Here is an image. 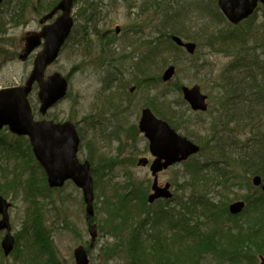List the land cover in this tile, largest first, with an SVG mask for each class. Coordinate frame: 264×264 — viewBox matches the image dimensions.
Masks as SVG:
<instances>
[{
	"label": "rangeland",
	"instance_id": "rangeland-1",
	"mask_svg": "<svg viewBox=\"0 0 264 264\" xmlns=\"http://www.w3.org/2000/svg\"><path fill=\"white\" fill-rule=\"evenodd\" d=\"M92 1L91 5L89 2ZM167 6L169 12L166 15L161 9ZM29 9L19 24H12L15 20L10 15L2 18L6 26L0 33V88L24 84L32 70L33 59L41 49L38 48L30 58H20L26 36L41 29L40 20L44 16V13L34 10L33 2ZM72 13L75 21L72 36L58 60L46 71V75L59 72L68 78V95L44 118L58 122L71 120L78 126L82 136L78 157L89 159L98 167L95 215L87 219L83 193L72 181H67L61 188L46 189L44 170L39 167L32 149L29 151L28 139L17 138L7 128L1 129L0 191L3 193L0 195L13 203L10 221L17 242L12 253L5 256L1 249L3 233H0V264H76L74 251L79 245L87 250L90 264L130 262L126 251H121L128 250L129 246L127 243L121 245V237L113 236L111 232L121 218L114 213L109 216V211L116 207L119 199L116 195L128 191L132 182L140 185L146 199L151 192L153 178L149 167L137 165L139 157L149 155L148 141L137 128L145 107H150L158 117L169 118L181 135L201 146V152L195 157L199 163L217 161L221 166L230 163L231 159L224 162V157L218 154L224 146L228 152L234 148L233 155H238V149L242 153L250 150L245 154L251 155L257 151V148L256 151L251 150L253 147L264 145V111L257 105L259 98L250 101L258 90L241 89L242 99L238 95L235 97L239 100L229 98L235 87L227 88L226 81L229 73H236L230 69L236 57L228 48L229 42L224 40L225 35L238 30L241 24L242 28L251 26L249 30L253 32L252 36L257 34L259 40L256 45L262 51V5L238 25L226 19L217 0H75ZM164 19H167L166 25L163 24ZM117 27L119 32H116ZM173 29H178L177 34L172 35ZM174 36H180L186 42H196L195 54L190 55L184 49V53L182 49L176 50ZM156 47L159 53L149 54L150 48ZM170 65L175 66V73L172 80L164 81V71ZM234 78L237 79L236 76ZM193 85H199L208 95L209 110L206 113L193 112L183 99L181 87ZM30 100L36 119H41L37 89L31 93ZM229 119L236 121L228 124ZM228 169L236 171L235 175L243 170L235 166ZM188 170L186 163L171 166L160 173V181L170 182L173 192L181 196L180 189L188 186ZM207 174L211 181L215 175L211 171H200L201 183ZM244 176L231 181L229 189L222 185L212 186L214 183L211 185L208 181L202 193L212 197L215 203L221 199L220 205L224 203L228 207L231 202L244 200L251 193L243 186V181L249 179L246 181L253 184L255 175ZM10 183H13L12 188H2V185ZM194 186L196 192L202 189L198 184ZM223 194L230 197H223ZM103 198L108 204L105 209L101 203ZM143 200L133 201L134 204H128L123 211L133 220V225L143 221L140 240L145 247H152L156 244L154 228L137 209H142L145 204L149 207L145 211H151L157 204L163 205L164 201L149 205ZM135 203L137 207H134ZM170 205H175V202L171 201ZM200 211L197 208L192 212L193 222L199 220L198 229L211 231L209 234L216 230L214 237L218 242L222 241V247L224 230L228 225H246L248 228L252 220L247 216L226 217L214 224L212 218H204ZM92 223L96 224L98 232L93 244L90 234ZM164 225L158 236L162 242L169 243L167 247L175 253L181 244L180 233L185 230L173 231L166 221ZM37 226L40 230L36 233ZM232 232L236 234V229ZM113 246L119 251L113 255L105 253ZM251 247L243 251L250 255V259L244 256L240 264H259L260 254L255 246ZM226 260L218 261L211 255H205L203 262L229 264ZM148 263L154 264L153 261Z\"/></svg>",
	"mask_w": 264,
	"mask_h": 264
},
{
	"label": "trees",
	"instance_id": "trees-1",
	"mask_svg": "<svg viewBox=\"0 0 264 264\" xmlns=\"http://www.w3.org/2000/svg\"><path fill=\"white\" fill-rule=\"evenodd\" d=\"M59 1L60 0H50V2L45 3V0H7L0 5L2 6V8L0 7V21L4 20L2 18H4L5 15H10V17L15 20L12 22V24H19L22 22V16H24L27 11L30 10L29 6L32 5V2L34 3L35 11L38 13H47L51 11ZM89 3L92 5L93 1ZM159 8L161 7L159 6ZM161 10L166 12L165 14L167 15L169 12V7L167 6L166 9L164 7V10ZM167 19L163 20L164 25H166ZM5 26L6 23H4V21L0 22V33H2ZM249 28H251V26L242 28L241 24L238 30L234 29V31L230 32L228 35H225L224 40L225 42H229L228 48H231V54H234V57H236L230 65L231 71L236 73L235 75L229 73L227 76L226 86L227 88H233L234 86L235 89H233V92H235L236 90L239 91L241 89H245L244 87L238 86V83L245 82L247 84V88L258 90L255 92L257 96L255 95V97L250 101L253 102L254 99L259 98L258 101L262 102L264 100V46L262 47V51H260V47L256 45L259 40L258 36L257 34L252 36L253 32H251ZM177 30L178 29H173L172 35L177 34ZM176 47V50L182 49L179 46ZM153 53H159V49H157V47L154 49L150 48L149 54ZM234 76H236L237 79H235ZM246 93L248 94V92ZM161 117L167 120L169 119L165 116ZM232 118H235V115ZM229 121L232 123L236 120L229 119ZM229 121L228 124L230 123ZM237 123H239V121H237ZM261 140L263 141V138ZM224 142H226L225 137ZM28 147L29 151L31 152L29 141ZM15 149H18V147H15ZM253 149H255L254 151L256 152L251 155L245 154L249 153L250 150L242 153L239 149L238 155H233V153H235L234 148H231L229 152L226 150L225 146L224 149L220 148L218 150V154L224 157V162L226 159L228 161L231 159L230 163L228 162L229 164L227 163L222 166L217 161L199 163L195 160V157L191 158V160L186 163V165L189 166V174L187 175L189 176V179L186 181L188 186L180 189L182 190L181 196H179L180 194H177L176 192L171 200L164 201L165 205L163 204L159 206L160 203L157 204V206H155L156 210L151 209V211H149L146 209L147 211H145V208H149L145 204L143 205L142 209L138 208L139 210L137 209V212L143 215V218H147L146 220H148L150 226L154 228V238L156 239V244L152 247L150 245L145 247V243L140 240L142 232L141 226L143 221L137 222L135 225H133V220L131 221V218L126 216L125 212L123 211V208H125L124 205L127 206L133 201L136 202V200L144 199L143 201L146 203L147 199L142 194L140 185L132 182L128 191H126L123 195H116L119 199L115 203V209L110 210L111 213L109 211V216L114 213V215H118L121 220L114 224V229H110L111 232L114 233L113 236L119 235L121 237V245L125 246V243H127V246H129V251L126 249H121V251H126V256L130 261L127 264H150L148 263L150 261H153L154 264H204L203 259L205 255H211L214 260L218 261H223L227 258L226 261L229 264H240L244 256L247 258V260L250 259V255L243 253V251L244 248L248 249V247L251 246H255L257 252L260 255H264V192L261 190V188L255 187L250 181H246L249 179H243V186L249 188L251 193L244 198L246 201V206L244 210L238 215L230 214L228 207H226L224 203L223 205H220L219 202H221V199L215 203L212 197H207L205 193H202L204 190H206L208 181L211 183V185L214 183L212 186L218 187L222 185L223 188L226 186V188L229 189L230 186H232L230 184L231 181L238 180V178L242 179L245 177V174L264 176V145H262V147H257L256 145V147H253L251 150ZM232 156H236V158L234 159ZM90 162L93 164L91 160ZM92 164L91 172L94 177L95 188L99 189V181L96 176V170L98 167ZM231 166H235L236 168H241L243 170L240 173L237 172L235 175L236 171L233 169L230 171L228 169V167ZM200 171H205V173L209 171L214 172L215 175L212 178V181L209 179V177H207V174L205 175L206 178L203 177L205 181L201 183L199 179L200 176H198ZM245 171L246 173L242 175ZM43 176V178L46 177L44 171ZM43 181L46 182V178ZM192 183L198 184L202 189L197 190L196 192V190H194L195 186ZM10 184L2 185V188L9 186L12 188L13 183ZM46 189L51 191L47 185V182ZM0 192L3 193V191ZM5 195H7V191ZM223 197L230 196L223 194ZM171 201H174L175 205H170ZM226 202H228V200ZM101 203L103 209L108 206L104 198ZM132 204H134V202ZM135 204L136 205H134V207H137L138 204ZM95 206L97 207V203H95ZM197 208L201 210L200 212L204 213V218H212L214 220V224L221 222L222 219L226 217L232 218L238 216H247L252 220L249 224L247 223L248 228L246 225L244 227L238 224H235L231 227L228 225L226 230H224L225 241L224 247H222V241L218 242V239L214 237L216 235L215 232H217L216 230L209 234L211 231H208V233L202 228L198 229L199 227L197 225L199 220L193 222L191 214L194 210H197ZM165 221L173 231H177L182 228L185 230L184 233H180L181 244L175 253L173 252V249H169V247H167L170 246V244L162 242L161 236H158V232H161L163 228H165ZM37 228L38 229L35 230L36 233L38 230H40V227L37 226ZM233 229H236V234L232 232ZM225 242L228 243L229 247L225 244ZM118 251L119 248L113 246V248L108 249V251L106 250L105 253L109 252L110 255H113V253ZM51 257L53 259V253H51ZM252 263L256 264V262ZM50 264H53V262H50Z\"/></svg>",
	"mask_w": 264,
	"mask_h": 264
},
{
	"label": "water",
	"instance_id": "water-1",
	"mask_svg": "<svg viewBox=\"0 0 264 264\" xmlns=\"http://www.w3.org/2000/svg\"><path fill=\"white\" fill-rule=\"evenodd\" d=\"M4 0H0V3ZM74 0H61L59 4L46 15L42 22L51 18L59 10L62 12L57 19L43 26L40 32H34L26 38L24 52L20 55L22 59L28 55L43 40V49L34 61L33 70L23 86H11L0 89V129L8 125L13 133L18 135H28L33 147V151L39 162L46 169L48 182L51 187H60L68 179L80 187L87 204V213L94 215V182L90 174V164L88 161L80 162L77 152L80 145V137L75 125L71 121L58 122L53 120L34 119L29 94L33 85H39V99L41 101L40 111L46 114L48 109L66 96L68 80L62 74L56 72L45 78L47 67L57 58L68 38L74 20L71 16ZM264 4V0H218L219 6L226 17L234 24L250 16L259 2ZM119 27H117V32ZM174 41L186 47L189 53H194L196 44L184 42L175 36ZM175 73V67L167 68L163 74V80L168 81ZM184 97L194 110H206L207 96L203 94L199 86L183 87ZM140 129L150 142V150L156 159L151 164V171L154 175L153 190L149 195V201L163 197L170 198L172 192L169 190L170 184L164 186L158 184V173L176 162L187 159L190 155L199 151V146L179 135L170 124L157 118L150 109L142 111ZM148 158H141L139 165H146ZM255 185L262 183L260 176H255ZM264 190V182L262 185ZM245 206L244 201L233 202L229 206L232 214L240 213ZM10 203L0 196V213L3 215L0 220V230L6 229L7 234L2 241V248L8 255L14 248L15 239L11 234L8 208ZM93 241L96 237V230L91 231ZM76 264H89L87 252L83 246H78L74 251ZM264 264V257L261 258Z\"/></svg>",
	"mask_w": 264,
	"mask_h": 264
},
{
	"label": "bare ground",
	"instance_id": "bare-ground-1",
	"mask_svg": "<svg viewBox=\"0 0 264 264\" xmlns=\"http://www.w3.org/2000/svg\"><path fill=\"white\" fill-rule=\"evenodd\" d=\"M238 86L239 87H244V88H247L246 86H247V84L245 83V82H242V83H238ZM248 89V88H247ZM68 90H69V84H68V89H67V93H66V95H68ZM242 90H244V89H242ZM248 91V90H247ZM231 94V99H233L234 101L235 100H239L238 98H240V96L242 95V91H235V92H231L230 93ZM238 95V98L237 97H235V96H237ZM224 99V98H223ZM240 99H242V98H240ZM223 103V102H222ZM257 105H258V107H259V109H261V110H263L264 111V103H262L261 101H257ZM225 107V106H224ZM228 108L229 107H227L226 109L228 110ZM228 111H230V110H228ZM69 121H71V120H69ZM72 122V121H71ZM231 123V122H230ZM73 124L75 125V127H76V130H77V133H78V135H79V137H80V141H81V134H80V131H79V128H78V126L73 122ZM261 176V175H260ZM261 177H263L264 178V176H261ZM255 178V177H254ZM254 179H252V181H253ZM253 185L255 186V187H259V188H261V190L264 192V190L262 189V185H263V182L260 184V185H255L254 184V182H253ZM243 201H245V200H243ZM245 203V206H246V201L244 202ZM245 206H244V208H245ZM124 207H126V205H124ZM244 208H243V210H244ZM130 209H131V207H130ZM132 210V209H131ZM242 210V211H243ZM241 211V212H242ZM240 212V213H241ZM240 213H238V214H240ZM254 216H257V215H254ZM16 241H17V237H15L14 238ZM262 257H264V255H262ZM262 262V259H260L259 260V264Z\"/></svg>",
	"mask_w": 264,
	"mask_h": 264
},
{
	"label": "flooded vegetation",
	"instance_id": "flooded-vegetation-1",
	"mask_svg": "<svg viewBox=\"0 0 264 264\" xmlns=\"http://www.w3.org/2000/svg\"><path fill=\"white\" fill-rule=\"evenodd\" d=\"M145 156H149V155H145Z\"/></svg>",
	"mask_w": 264,
	"mask_h": 264
}]
</instances>
